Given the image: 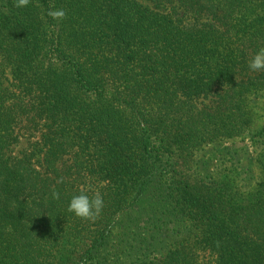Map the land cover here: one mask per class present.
Segmentation results:
<instances>
[{
	"label": "trees",
	"instance_id": "obj_1",
	"mask_svg": "<svg viewBox=\"0 0 264 264\" xmlns=\"http://www.w3.org/2000/svg\"><path fill=\"white\" fill-rule=\"evenodd\" d=\"M262 47L264 0H0V264H264V147L194 168L252 134Z\"/></svg>",
	"mask_w": 264,
	"mask_h": 264
},
{
	"label": "rangeland",
	"instance_id": "obj_2",
	"mask_svg": "<svg viewBox=\"0 0 264 264\" xmlns=\"http://www.w3.org/2000/svg\"><path fill=\"white\" fill-rule=\"evenodd\" d=\"M248 110L253 118V132L237 139L225 141L222 144L213 145L200 153H197V166L201 177L213 178L219 171H223L230 167V154H238L235 162L241 160L244 167L246 163L254 156L257 146L256 142H260L259 150L264 147V87L255 89L247 95ZM260 135V137L258 136ZM257 136V137H256ZM255 137V138H254ZM22 146L16 151L22 150ZM184 166H187L186 164ZM225 171H223V174ZM199 264H215L214 257L209 252H199Z\"/></svg>",
	"mask_w": 264,
	"mask_h": 264
},
{
	"label": "clouds",
	"instance_id": "obj_3",
	"mask_svg": "<svg viewBox=\"0 0 264 264\" xmlns=\"http://www.w3.org/2000/svg\"><path fill=\"white\" fill-rule=\"evenodd\" d=\"M30 4V0H14V7L24 8ZM66 11L62 8H56L54 4H49L47 16L55 21H62L66 18ZM248 67L253 72L264 71V47L260 48L258 52L251 58ZM62 182V180L60 181ZM54 199H60L58 191L52 192ZM104 208V199L99 191L93 192L91 196L87 191L81 189L78 195H74L68 205V211L74 213L75 216L86 221L95 222Z\"/></svg>",
	"mask_w": 264,
	"mask_h": 264
}]
</instances>
